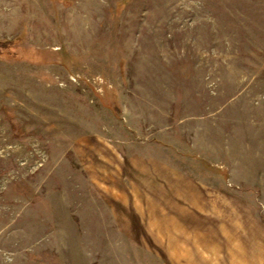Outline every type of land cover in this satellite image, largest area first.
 Returning <instances> with one entry per match:
<instances>
[{"label":"rangeland","instance_id":"obj_1","mask_svg":"<svg viewBox=\"0 0 264 264\" xmlns=\"http://www.w3.org/2000/svg\"><path fill=\"white\" fill-rule=\"evenodd\" d=\"M0 264H264V0H0Z\"/></svg>","mask_w":264,"mask_h":264},{"label":"crops","instance_id":"obj_2","mask_svg":"<svg viewBox=\"0 0 264 264\" xmlns=\"http://www.w3.org/2000/svg\"><path fill=\"white\" fill-rule=\"evenodd\" d=\"M245 246V245H244Z\"/></svg>","mask_w":264,"mask_h":264}]
</instances>
